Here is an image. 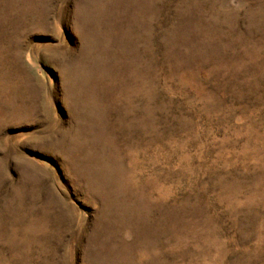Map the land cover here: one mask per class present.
<instances>
[{"label": "rangeland", "instance_id": "rangeland-1", "mask_svg": "<svg viewBox=\"0 0 264 264\" xmlns=\"http://www.w3.org/2000/svg\"><path fill=\"white\" fill-rule=\"evenodd\" d=\"M0 264H264V0H0Z\"/></svg>", "mask_w": 264, "mask_h": 264}]
</instances>
